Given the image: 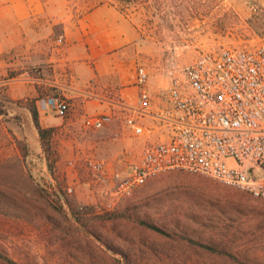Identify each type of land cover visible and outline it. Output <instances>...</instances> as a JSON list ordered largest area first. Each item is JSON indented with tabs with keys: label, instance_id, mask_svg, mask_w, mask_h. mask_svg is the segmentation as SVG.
I'll return each instance as SVG.
<instances>
[{
	"label": "rangeland",
	"instance_id": "rangeland-1",
	"mask_svg": "<svg viewBox=\"0 0 264 264\" xmlns=\"http://www.w3.org/2000/svg\"><path fill=\"white\" fill-rule=\"evenodd\" d=\"M97 2L68 3V11L85 12ZM137 2L126 13L141 31L137 66L149 72L158 107L167 105L172 77L202 53L264 43V0ZM13 57L0 55L1 251L18 264H264V202L204 176L161 174L122 199L114 212H103L109 186H94L89 162L104 160L110 172L126 174L145 146L163 136L158 122L144 119L152 129L145 137L127 127L125 115L118 117V135L88 128L68 135L63 127L69 114L47 110L39 113L43 128L52 130L45 146L29 107L39 101L42 109L40 102L56 95L33 97L29 80L37 74ZM52 119L62 124L46 127ZM97 141L103 145L96 147ZM219 219L227 233L217 229ZM186 236L219 244L226 253L211 254Z\"/></svg>",
	"mask_w": 264,
	"mask_h": 264
},
{
	"label": "built area",
	"instance_id": "built-area-1",
	"mask_svg": "<svg viewBox=\"0 0 264 264\" xmlns=\"http://www.w3.org/2000/svg\"><path fill=\"white\" fill-rule=\"evenodd\" d=\"M59 43L64 45V39ZM34 72L43 74L38 68ZM149 81V72L140 66L137 103L120 105L124 122L136 136L145 137L152 129L143 121L152 118L163 136L145 146L126 174L110 172L104 160L89 162L94 186H109L111 199L100 209L114 212L122 199L172 171L210 178L264 202V43L202 53L172 77L165 107L155 106ZM40 104L62 117L71 110L69 100L60 96ZM113 119L87 116L84 124L102 130Z\"/></svg>",
	"mask_w": 264,
	"mask_h": 264
},
{
	"label": "crops",
	"instance_id": "crops-1",
	"mask_svg": "<svg viewBox=\"0 0 264 264\" xmlns=\"http://www.w3.org/2000/svg\"><path fill=\"white\" fill-rule=\"evenodd\" d=\"M94 1L88 11L76 9L79 15L68 11V3L79 7L81 0H5L0 5V55L42 70L30 77L33 97L53 93L71 102L63 127L68 135L86 129L85 117L102 115L115 117L102 130L118 135V117L125 115L120 105L133 107L140 95L141 31L115 0ZM37 104L41 115L47 113ZM57 121L49 120L46 127L62 124Z\"/></svg>",
	"mask_w": 264,
	"mask_h": 264
},
{
	"label": "trees",
	"instance_id": "trees-1",
	"mask_svg": "<svg viewBox=\"0 0 264 264\" xmlns=\"http://www.w3.org/2000/svg\"><path fill=\"white\" fill-rule=\"evenodd\" d=\"M116 3L120 7V9L125 13L132 6L139 5L137 0H118ZM29 110H30V113L32 115L34 125L38 131L41 143L46 146L45 143H48L47 141L50 139L52 130L43 128V126L41 125L39 110L37 107V103L35 101L31 103ZM107 217H109V216H107ZM114 217L115 216H112V217H109L108 219H113ZM141 223H142V225L147 226L148 228H150V229H152V230H154L160 234L166 235L168 237H172L170 233L165 232V230H163L162 228H160L156 225L150 224V223L145 222V221H142ZM214 223L217 225L216 226L217 229H220L222 231L224 229V231H226L225 233L228 232V228L225 227L226 225L224 224V221L222 219H219L217 222H214ZM213 228H215V227H213ZM196 237L197 236H186V240H188L193 246L201 247V248L209 251L211 254H214V255H217V254L221 255V254L226 253L224 250L221 249V247H223V246H220L219 244L218 245H216V244H204V243L197 241ZM222 237H223L222 239H225L226 237H228V235L223 234ZM0 260L5 262L6 264H18L15 260L11 259L5 252H3L1 250H0ZM240 263L244 264L242 262H240Z\"/></svg>",
	"mask_w": 264,
	"mask_h": 264
}]
</instances>
